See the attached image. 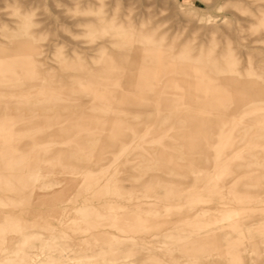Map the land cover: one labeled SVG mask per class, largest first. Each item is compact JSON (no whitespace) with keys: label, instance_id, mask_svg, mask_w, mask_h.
<instances>
[{"label":"rangeland","instance_id":"1","mask_svg":"<svg viewBox=\"0 0 264 264\" xmlns=\"http://www.w3.org/2000/svg\"><path fill=\"white\" fill-rule=\"evenodd\" d=\"M3 186L84 241L1 264H264V0H0Z\"/></svg>","mask_w":264,"mask_h":264},{"label":"crops","instance_id":"2","mask_svg":"<svg viewBox=\"0 0 264 264\" xmlns=\"http://www.w3.org/2000/svg\"><path fill=\"white\" fill-rule=\"evenodd\" d=\"M5 179L6 177L3 178V180ZM6 188V186H3L1 188L2 190H0V264L9 254L7 249L8 239L18 235L19 238L12 242V246H15L17 243H23V239L27 234V221L35 222L39 225H51L56 230L55 239L59 242L68 244L70 247L76 249L79 248L80 245H82L80 248L83 247L84 235H82L81 238L74 236L73 230L75 221L73 215L70 216L68 213L71 211V206H66L65 222H63V217L62 220H58L55 217L50 216L53 213H56V207H48L46 205H44V208H35L38 212V216L29 219L30 217L26 218L24 216L28 215V212L32 210L31 207H20L18 204L19 198L17 196H10Z\"/></svg>","mask_w":264,"mask_h":264},{"label":"bare ground","instance_id":"3","mask_svg":"<svg viewBox=\"0 0 264 264\" xmlns=\"http://www.w3.org/2000/svg\"><path fill=\"white\" fill-rule=\"evenodd\" d=\"M204 96V95H203ZM181 165V164H180ZM180 176V175H179ZM196 180V179H195ZM148 188V187H147ZM223 188V187H222ZM153 189H155V188H153ZM156 191V190H155ZM158 192H159V190H157ZM210 191V190H209ZM221 191V193L224 191V188H223V191L222 190H220ZM217 192H218V190H217ZM155 193V192H154ZM169 193V192H168ZM204 193H205V195H206V191H204ZM215 193V192H214ZM171 194V193H170ZM169 194V195H170ZM173 194V193H172ZM171 194V195H172ZM208 194V193H207ZM223 194V193H222ZM170 195V196H171ZM176 195V194H175ZM174 194L172 195V196H175ZM209 195V194H208ZM210 195H211V193H210ZM212 195H213V193H212ZM216 195V194H215ZM221 196V195H220ZM225 196V195H224ZM168 197V196H167ZM222 197V196H221ZM166 199V198H165ZM221 199V198H220ZM169 200H171V199H168V201ZM242 201H245V203H244V206L243 207H241L240 209H242V210H244L243 211V213L244 212H247V213H251V214H254V216H255V213H261V212H263L264 211V199L263 198H258L256 201H255V204H250L249 202H247V198H244V199H242ZM183 203H182V208L183 209H187V208H190V207H192L193 206V204H194V201L190 198V197H184V199H183V201H182ZM177 208V207H176ZM230 208V207H229ZM228 205H227V207L225 206L223 209H221V211L222 212H224V213H226L227 211H228ZM191 209V208H190ZM232 209V208H231ZM216 210V209H215ZM233 210V209H232ZM189 211V210H188ZM229 212V211H228ZM207 213H208V210H207ZM221 213V212H220ZM233 213V212H232ZM239 213V212H238ZM198 214V213H197ZM206 214V213H205ZM245 214V213H244ZM239 215V214H238ZM231 216V215H230ZM234 216V215H233ZM209 218V217H208ZM209 220H211V219H209ZM205 222V221H204ZM203 222V223H204ZM214 222V221H213ZM208 223V222H207ZM210 224H212L211 222H210ZM251 226V225H250ZM249 226V227H250ZM257 226V225H256ZM261 226V225H260ZM259 226V227H260ZM255 227V226H254ZM214 228V227H213ZM199 229V228H198ZM252 231V230H251ZM201 232V231H200ZM209 232V231H208ZM254 234L256 233V230L253 232ZM213 234H215L214 233V230H213ZM257 234V233H256ZM255 234V235H256ZM254 235V236H255ZM206 238V237H205ZM252 239V238H251ZM222 242V241H221ZM184 243V242H183ZM198 243V242H197ZM202 244V243H201ZM229 244V243H228ZM189 245H191V244H189ZM192 246V245H191ZM194 246H197V245H194ZM204 246H205V248H208V250H209V247L208 246H206L205 244H204ZM198 247V246H197ZM211 247V246H210ZM213 247V246H212ZM221 247V246H220ZM219 247V248H220ZM171 248V247H170ZM194 248V247H193ZM220 250V249H219ZM221 250H222V248H221ZM187 251V250H186ZM190 251H191V249H190ZM203 251V250H202ZM217 252V251H216ZM211 253V252H210ZM224 253V252H223ZM188 254V253H187ZM199 254V253H198ZM206 254H208V253H206ZM213 254V253H212ZM156 255V254H155ZM190 255V254H189ZM216 255H218V254H216ZM235 255V254H234ZM207 256H209V254L207 255ZM223 256V255H222ZM237 256V255H236ZM161 257V256H160ZM184 259V258H183ZM181 260V259H180ZM186 260V259H185ZM184 260V261H185ZM212 260V259H211ZM170 261H172V260H170ZM182 261V260H181ZM213 261H215L214 259H213ZM176 262H178V261H176ZM187 263H188V261H186ZM183 263H185V262H183ZM182 263V264H183ZM186 264V263H185ZM189 264V263H188ZM192 264V263H191ZM206 264V263H205Z\"/></svg>","mask_w":264,"mask_h":264}]
</instances>
